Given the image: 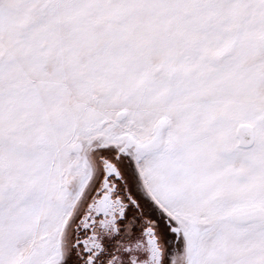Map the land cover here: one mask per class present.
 <instances>
[{"label":"snow or ice","instance_id":"6c2138e0","mask_svg":"<svg viewBox=\"0 0 264 264\" xmlns=\"http://www.w3.org/2000/svg\"><path fill=\"white\" fill-rule=\"evenodd\" d=\"M0 264H264V0H0Z\"/></svg>","mask_w":264,"mask_h":264}]
</instances>
